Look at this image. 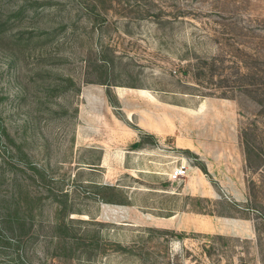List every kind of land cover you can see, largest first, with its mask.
<instances>
[{"label":"rangeland","instance_id":"374dc122","mask_svg":"<svg viewBox=\"0 0 264 264\" xmlns=\"http://www.w3.org/2000/svg\"><path fill=\"white\" fill-rule=\"evenodd\" d=\"M262 75L264 0H0V264H264Z\"/></svg>","mask_w":264,"mask_h":264},{"label":"trees","instance_id":"16d2710c","mask_svg":"<svg viewBox=\"0 0 264 264\" xmlns=\"http://www.w3.org/2000/svg\"><path fill=\"white\" fill-rule=\"evenodd\" d=\"M257 80H258V84H256V89L255 90H252V87H251L252 85L251 86L250 85H247L246 86V89H247L246 92H248L249 94H252V93L259 94V95L262 96V98H264V76L262 75ZM132 128L138 131V133H139L138 134L139 139L137 141L131 143L130 144V148H131V150L141 149L142 144L145 142L146 138L149 139L151 137L148 136V135H146L145 133H142V131L138 130V128H136V127H132ZM248 137H249V134H248ZM252 140H254V139H252ZM244 141H245V143H244L245 148L247 147V152H249L250 145L251 144H250V141L247 142V134L246 133L244 134ZM186 154L190 155L188 152ZM199 169L203 173H205V167L203 165H200L199 166ZM103 190L106 191V192L112 193L114 191V188L112 186H106V187L103 188ZM96 195L101 198V200H102L103 203L109 204V203H112L113 202V200L111 199V197L106 196V195H103L100 192L99 193H96Z\"/></svg>","mask_w":264,"mask_h":264},{"label":"built area","instance_id":"2783aa9c","mask_svg":"<svg viewBox=\"0 0 264 264\" xmlns=\"http://www.w3.org/2000/svg\"><path fill=\"white\" fill-rule=\"evenodd\" d=\"M185 173H186V170L183 167H181L180 169L174 172V177L176 178L183 177Z\"/></svg>","mask_w":264,"mask_h":264},{"label":"crops","instance_id":"0c3cea01","mask_svg":"<svg viewBox=\"0 0 264 264\" xmlns=\"http://www.w3.org/2000/svg\"><path fill=\"white\" fill-rule=\"evenodd\" d=\"M150 132V131H149ZM134 136H135V134L134 133H132V140L130 141V143H132L133 142V140H134ZM136 137H137V135H136ZM176 147H178L177 145H175ZM185 153H189V154H192V152L189 150V149H186L185 151H184Z\"/></svg>","mask_w":264,"mask_h":264}]
</instances>
